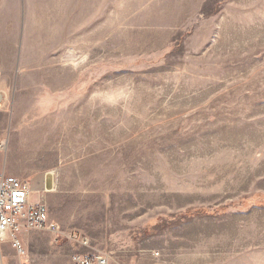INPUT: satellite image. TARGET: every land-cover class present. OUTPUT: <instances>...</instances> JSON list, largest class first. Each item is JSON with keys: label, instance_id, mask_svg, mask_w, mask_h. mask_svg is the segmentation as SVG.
I'll return each instance as SVG.
<instances>
[{"label": "rangeland", "instance_id": "obj_1", "mask_svg": "<svg viewBox=\"0 0 264 264\" xmlns=\"http://www.w3.org/2000/svg\"><path fill=\"white\" fill-rule=\"evenodd\" d=\"M1 95L0 172L55 174L80 252L264 264V0H0Z\"/></svg>", "mask_w": 264, "mask_h": 264}, {"label": "built area", "instance_id": "obj_2", "mask_svg": "<svg viewBox=\"0 0 264 264\" xmlns=\"http://www.w3.org/2000/svg\"><path fill=\"white\" fill-rule=\"evenodd\" d=\"M2 98L1 95L0 101ZM44 195L33 181L0 172V246L8 241L22 264H34L24 243L25 234L34 230L61 234V227L50 220ZM69 264H110V258L102 254L75 253Z\"/></svg>", "mask_w": 264, "mask_h": 264}, {"label": "crops", "instance_id": "obj_3", "mask_svg": "<svg viewBox=\"0 0 264 264\" xmlns=\"http://www.w3.org/2000/svg\"><path fill=\"white\" fill-rule=\"evenodd\" d=\"M43 176L41 178H40V176H35V181H36V183H39V186H40L39 189L43 193H45L49 196H52L54 198L55 202H57L56 197H59V196H57V194L62 193V192H58V190H57L58 188H57V185L55 183V181H56L55 180V174H53L52 172H47ZM48 177H52V185L51 186L48 184ZM19 178H21V177H19ZM21 179H23V178H21ZM23 180H28V179H23ZM30 180H32V179H30ZM32 181H34V180H32ZM49 202H50V204H54V201L51 199L49 200ZM48 208H49L50 220L55 222L56 224H58L61 227V234H60L61 238L63 239V236H64V238H67V240H68L67 243L72 244L70 246L73 248V251H75L76 249L78 250L75 253H82V252H80L82 247H86V246H83L82 244H80L81 246H76L77 247L76 248L74 243L78 242V241L74 239L75 236L81 238V240H86L88 242L87 246L88 247L90 246L89 245L90 244V238L87 237L82 230H80V229H78L72 225H71V228H68L69 226L66 222H64L63 220H60L59 218H57L54 215V212L52 210L53 207H50L48 205ZM23 237H24V243H25L26 248L29 250V252H31V254H33V256H35V255L37 256L39 250L41 251V250H45V249H51L50 242L41 243L39 241V239L41 237H46V238L50 237L47 234H43V232H41L40 230H34L28 234H25ZM71 253H72V251H71ZM75 253H73V254H75ZM73 254L70 255V252H69L67 255L68 259H66L65 261H62V263L69 264L70 259H71ZM83 254H85V253H83ZM100 254H102V253H100ZM100 254H89V255L93 256V255H100ZM102 255H106V254H102ZM54 263H57V261H55ZM57 264H60V263H57Z\"/></svg>", "mask_w": 264, "mask_h": 264}, {"label": "bare ground", "instance_id": "obj_4", "mask_svg": "<svg viewBox=\"0 0 264 264\" xmlns=\"http://www.w3.org/2000/svg\"><path fill=\"white\" fill-rule=\"evenodd\" d=\"M55 173V172H54Z\"/></svg>", "mask_w": 264, "mask_h": 264}]
</instances>
